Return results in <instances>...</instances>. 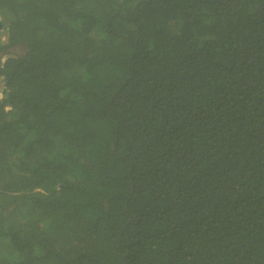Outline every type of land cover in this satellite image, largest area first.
I'll return each mask as SVG.
<instances>
[{
  "label": "trees",
  "instance_id": "obj_1",
  "mask_svg": "<svg viewBox=\"0 0 264 264\" xmlns=\"http://www.w3.org/2000/svg\"><path fill=\"white\" fill-rule=\"evenodd\" d=\"M0 18V264H264V0Z\"/></svg>",
  "mask_w": 264,
  "mask_h": 264
},
{
  "label": "rangeland",
  "instance_id": "obj_2",
  "mask_svg": "<svg viewBox=\"0 0 264 264\" xmlns=\"http://www.w3.org/2000/svg\"><path fill=\"white\" fill-rule=\"evenodd\" d=\"M0 37L2 38V40H6L7 39V37H6V33L4 32V34H0ZM6 57L7 56H3V58H2V61H4L5 59H6ZM1 80L2 81H0V98L3 96V89L5 88V82H4V80L2 79V77H1Z\"/></svg>",
  "mask_w": 264,
  "mask_h": 264
},
{
  "label": "water",
  "instance_id": "obj_3",
  "mask_svg": "<svg viewBox=\"0 0 264 264\" xmlns=\"http://www.w3.org/2000/svg\"><path fill=\"white\" fill-rule=\"evenodd\" d=\"M1 25H2V23H1V18H0V28H1Z\"/></svg>",
  "mask_w": 264,
  "mask_h": 264
},
{
  "label": "flooded vegetation",
  "instance_id": "obj_4",
  "mask_svg": "<svg viewBox=\"0 0 264 264\" xmlns=\"http://www.w3.org/2000/svg\"><path fill=\"white\" fill-rule=\"evenodd\" d=\"M1 30H3V29L1 28Z\"/></svg>",
  "mask_w": 264,
  "mask_h": 264
}]
</instances>
